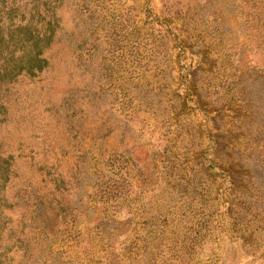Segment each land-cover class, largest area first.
<instances>
[{
    "label": "rangeland",
    "instance_id": "obj_1",
    "mask_svg": "<svg viewBox=\"0 0 264 264\" xmlns=\"http://www.w3.org/2000/svg\"><path fill=\"white\" fill-rule=\"evenodd\" d=\"M0 264H264V0H0Z\"/></svg>",
    "mask_w": 264,
    "mask_h": 264
},
{
    "label": "trees",
    "instance_id": "obj_2",
    "mask_svg": "<svg viewBox=\"0 0 264 264\" xmlns=\"http://www.w3.org/2000/svg\"><path fill=\"white\" fill-rule=\"evenodd\" d=\"M33 43L29 46V53L33 52V57L30 59H25L24 55H20L17 58L16 65L13 67L15 69H11L12 67L3 68L6 70V73L3 74L5 78L9 76L17 77L22 73L26 75H34L36 72H40L47 64V60L43 57V49L47 47V36L42 34H34L32 35ZM24 54L27 51L22 50Z\"/></svg>",
    "mask_w": 264,
    "mask_h": 264
}]
</instances>
